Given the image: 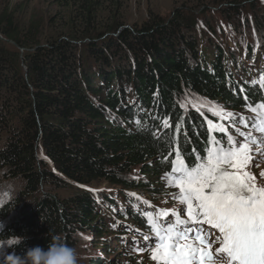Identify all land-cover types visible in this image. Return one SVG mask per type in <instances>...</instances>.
<instances>
[{
	"label": "trees",
	"instance_id": "1",
	"mask_svg": "<svg viewBox=\"0 0 264 264\" xmlns=\"http://www.w3.org/2000/svg\"><path fill=\"white\" fill-rule=\"evenodd\" d=\"M256 1L223 4L237 18ZM54 2L45 34L39 23L18 22L20 5L0 0V37L11 43L0 41V172L22 184L0 208V245L10 251L0 264H73L76 233L100 232L84 187L146 193L159 180L168 184L172 162L193 166L222 154L226 138L184 110V96L240 113L264 99V45L254 61L261 69L246 71L249 45L244 58L222 43L211 49L184 13L171 21L150 16L117 38L127 0ZM134 171L136 182L127 179ZM136 210L121 218L143 224Z\"/></svg>",
	"mask_w": 264,
	"mask_h": 264
},
{
	"label": "rangeland",
	"instance_id": "2",
	"mask_svg": "<svg viewBox=\"0 0 264 264\" xmlns=\"http://www.w3.org/2000/svg\"><path fill=\"white\" fill-rule=\"evenodd\" d=\"M13 6L18 7V22L25 25L39 23L45 34H49L52 28V20L56 17L57 6L54 0H10ZM231 0H127V7L123 12V28L113 35L123 31V29H133L142 23H148L150 16L159 17L167 21L175 20L181 14L186 20H190L193 28H198L197 33L204 39L207 46L213 49L210 44L222 43L229 46L234 52L241 53L239 56L244 58V53L249 45L252 50V56L247 59L242 68L246 71L261 69L256 60L259 59L260 48L264 45V0H257L252 6L250 3L243 4L239 17L233 16V8L223 4ZM222 3V4H221ZM234 17V19H232ZM48 25V26H47ZM200 29V30H199ZM208 30V31H206ZM43 34L41 33V38ZM118 38V37H117ZM2 43H8L0 37ZM3 44V45H6ZM14 50V51H13ZM23 56L25 50L13 49ZM17 50V51H16ZM254 62V63H253ZM22 71L25 70L24 63L19 66ZM184 110L194 111L201 115L207 125L214 131L233 136L230 122L236 117L237 112H233L220 102H210L198 96L186 95L181 100ZM235 136V135H234ZM224 152H228L227 147H223ZM247 152L250 153L249 159L246 158ZM222 155V154H221ZM257 151H251L248 147L239 152H230L225 157L214 159L207 163L208 176L206 181L199 182L196 186L204 193L215 182L217 172L224 169L226 172L235 173L241 176L247 187H250L251 193L264 197V158H259ZM127 179L136 182L141 179L138 171H134ZM168 184L170 182L168 181ZM166 181L159 180L154 187L143 192H134L124 190L122 187H113L106 184L94 183L84 187L89 196L96 201L97 220L99 234L89 233V230L78 231L73 237L75 245L73 264H95V262L106 264H158V259L153 253L139 251L132 247L128 241L134 236H127L125 239L117 237L118 232L127 231L129 219H121L116 212L126 207L132 208H154L158 210L173 209L179 210L180 198L170 190ZM19 181L5 179L0 172V208L10 201H13L22 189ZM196 188V187H195ZM204 190V191H203ZM218 195V194H211ZM228 199L230 193L222 194ZM109 198L112 203H107L104 198ZM30 203L25 201L21 206H27ZM5 221L0 220V227ZM7 245H0V259L10 257V251Z\"/></svg>",
	"mask_w": 264,
	"mask_h": 264
},
{
	"label": "water",
	"instance_id": "3",
	"mask_svg": "<svg viewBox=\"0 0 264 264\" xmlns=\"http://www.w3.org/2000/svg\"><path fill=\"white\" fill-rule=\"evenodd\" d=\"M226 192L234 197H243L250 194V191L241 176L220 170L216 175V181L210 186L209 193Z\"/></svg>",
	"mask_w": 264,
	"mask_h": 264
}]
</instances>
